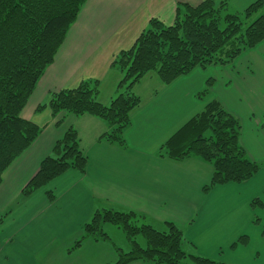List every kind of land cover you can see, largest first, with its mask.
Returning <instances> with one entry per match:
<instances>
[{
    "label": "crops",
    "instance_id": "0c3cea01",
    "mask_svg": "<svg viewBox=\"0 0 264 264\" xmlns=\"http://www.w3.org/2000/svg\"><path fill=\"white\" fill-rule=\"evenodd\" d=\"M200 1L86 0L80 6L20 112L41 130L1 175L0 264H113L117 256L111 240L84 238L75 245L94 211L133 210L166 224L174 223L179 205L185 206L183 242L195 246L182 244L186 252L227 264H264V167L246 181L205 190L212 173L209 163L160 153L171 135L217 100L238 118L239 143L246 156L264 162V40L231 63L196 67L170 84L146 74L132 89L141 103L130 114L123 146L100 138L109 130L101 118L53 115L47 105L53 92L84 79L99 81L98 101L108 104L118 93L121 77L111 65L116 54L131 47L149 19L171 24L179 3ZM224 1L226 11L235 13L254 0ZM207 85V95L202 96ZM69 128L76 130L86 155L84 171L66 170L23 195L41 160L53 155L55 142ZM240 237H245L242 243L237 242Z\"/></svg>",
    "mask_w": 264,
    "mask_h": 264
},
{
    "label": "trees",
    "instance_id": "16d2710c",
    "mask_svg": "<svg viewBox=\"0 0 264 264\" xmlns=\"http://www.w3.org/2000/svg\"><path fill=\"white\" fill-rule=\"evenodd\" d=\"M85 1L0 0V180L3 171L40 133L41 128L20 112ZM226 7L224 0L179 3L171 24L149 19L131 47L119 51L111 62L121 77L118 93L108 104L98 101L99 81L84 79L75 87L53 92L48 107L53 115L64 112L101 118L109 130L100 138L123 146L130 114L141 103L132 89L146 74L154 73L163 84H170L196 67L231 63L243 50L264 40V0H254L235 13H228ZM240 129L238 118L212 100L165 141L160 153L174 159L196 156L211 164L205 190L217 184L240 183L264 167V162L246 156L239 143ZM52 152L24 185L23 195L43 188L66 170L84 171L87 158L74 128L65 131ZM256 203L261 205L253 199L252 204ZM140 216L133 210H96L75 245L84 238L108 241L103 225L110 223L123 231L130 245L127 252L115 247L113 264H227L186 252L182 231L173 223L167 222L168 229L159 231L137 224ZM2 218L0 215V222ZM138 235L145 246L137 243Z\"/></svg>",
    "mask_w": 264,
    "mask_h": 264
},
{
    "label": "rangeland",
    "instance_id": "374dc122",
    "mask_svg": "<svg viewBox=\"0 0 264 264\" xmlns=\"http://www.w3.org/2000/svg\"><path fill=\"white\" fill-rule=\"evenodd\" d=\"M226 13V12H225ZM230 13V12H228ZM264 47V46H262ZM241 60H243V58H240ZM208 89V85L204 88V90ZM203 90V95L202 96H205L207 95V92H204ZM116 96V95H115ZM257 112L258 110H260L259 108L256 109ZM196 157V156H195ZM211 165V164H210ZM212 168V167H211ZM257 204V203H256ZM185 206L183 205H179L178 206V211L173 213V222L176 224V226L182 230L183 232H185L186 230V225H185V211L183 210ZM257 207H260L259 205H257ZM260 209V208H259ZM2 215V214H1ZM143 219H142V218ZM170 220V219H169ZM173 223V224H174ZM137 224H148V225H152V227L154 229H157L159 231H166L168 229V225L167 223L166 224H163V223H160L159 219L156 220L154 218H145L143 217V215H141L139 217V220L137 222ZM174 224V225H175ZM103 232H105L108 236H109V240H111V242L118 248H120L123 252H127L129 250V244H128V240L127 238L125 237L123 231L116 227L115 225H112L110 223H106L105 226L103 227ZM237 239V242L238 243H242L241 240ZM136 241L137 243H139L141 246H145V241L143 239V237L141 235H138L136 237ZM192 244H186L183 242V248L184 247H191ZM195 247L194 244L192 245V248ZM84 252L85 253H88V248H86V246L84 247ZM77 257V256H76ZM77 261V258L74 259V260H71L72 263H76Z\"/></svg>",
    "mask_w": 264,
    "mask_h": 264
}]
</instances>
